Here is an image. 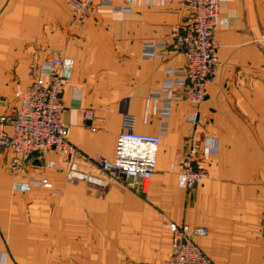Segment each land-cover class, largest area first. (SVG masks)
<instances>
[{"label": "crops", "instance_id": "1", "mask_svg": "<svg viewBox=\"0 0 264 264\" xmlns=\"http://www.w3.org/2000/svg\"><path fill=\"white\" fill-rule=\"evenodd\" d=\"M99 1L80 20L66 0H0V117L16 115L40 63L64 58L63 119L76 161L82 173L107 181L68 182V161L57 153L34 155L16 172L15 153L0 150V264H154L171 254L170 222L206 228L195 240L214 264H264V0H221L216 79L195 109L176 89L169 118L150 96L166 69L186 67L176 40L188 8L113 0L128 9L114 11ZM154 41L167 42L166 56L143 59V45ZM125 99L137 131L162 137L156 170L140 188L100 172L98 157L114 159ZM86 112L96 119L86 121ZM188 140L200 145L197 160L207 172L194 190L182 177ZM31 178L53 188H14Z\"/></svg>", "mask_w": 264, "mask_h": 264}, {"label": "built area", "instance_id": "2", "mask_svg": "<svg viewBox=\"0 0 264 264\" xmlns=\"http://www.w3.org/2000/svg\"><path fill=\"white\" fill-rule=\"evenodd\" d=\"M74 16L80 20L92 16L95 0H66ZM184 5L190 12V20L184 34L178 36L176 45L184 54L186 67L183 70L166 69L167 79L160 84L158 92L150 98L161 105L159 113L169 118L173 109L175 90H183V98L194 109L201 105L206 97L208 87L215 81L218 68L220 48L216 29L220 23L221 0H165ZM99 5L114 11H128L116 6L113 0H100ZM264 45V29L260 36ZM166 41L145 43L142 58L152 60L166 56ZM32 83L22 93L19 109L14 117H0V150L9 149L15 153L12 169L25 171L32 156L45 158L52 153L65 157L68 161L67 181H85L90 184L105 186L104 178L90 176L79 169L76 157L78 151L70 139V129L64 123L65 105L61 95L69 85V67L64 58L57 57L40 63L32 72ZM86 121H93L96 116L92 112L84 115ZM197 114H193L188 122L195 125ZM6 126L12 132L7 133ZM162 137L159 135L141 134L137 131V118L130 112L129 99L121 105V128L112 161L98 157L100 172L111 179L126 176L135 181L140 188L151 179L156 170L159 147ZM209 153L216 152L213 146ZM200 145L192 140L184 145V162L182 177L188 190H194L207 177V172L197 160ZM46 167L55 169L53 162ZM52 189L53 185L45 178H31L26 182H15L14 188L29 191L31 187ZM171 254L167 259L154 264H214L209 256L196 243V237L206 236V228H192L188 224L170 222ZM153 264V263H136Z\"/></svg>", "mask_w": 264, "mask_h": 264}]
</instances>
